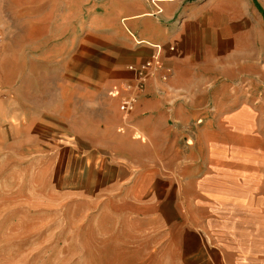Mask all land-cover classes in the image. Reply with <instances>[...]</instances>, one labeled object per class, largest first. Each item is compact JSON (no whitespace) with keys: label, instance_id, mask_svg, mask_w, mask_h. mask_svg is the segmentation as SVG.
I'll use <instances>...</instances> for the list:
<instances>
[{"label":"crops","instance_id":"obj_1","mask_svg":"<svg viewBox=\"0 0 264 264\" xmlns=\"http://www.w3.org/2000/svg\"><path fill=\"white\" fill-rule=\"evenodd\" d=\"M50 1L38 9L71 13L79 5ZM262 5L104 0L87 4L85 21L71 14L62 23L65 105L54 121L63 138L86 147L82 156L104 190L132 207L131 220L162 240L176 235L167 249L180 254L178 264L189 259L190 242L199 264H212L213 252L224 264L227 252L233 264H264V156L228 137L262 139ZM34 9L28 2L29 16ZM145 62L153 66L138 85L133 69ZM124 100L130 112L120 111Z\"/></svg>","mask_w":264,"mask_h":264},{"label":"rangeland","instance_id":"obj_2","mask_svg":"<svg viewBox=\"0 0 264 264\" xmlns=\"http://www.w3.org/2000/svg\"><path fill=\"white\" fill-rule=\"evenodd\" d=\"M38 1L0 0V264H178L180 254L167 249L176 235L162 240L131 220L132 207L120 192L104 190L98 169L82 156L86 147L63 138L54 121L65 105L62 23L71 14L85 21L87 4L104 0H79L71 13L59 5L49 15ZM262 131V139L232 132L229 142L264 156ZM190 244L185 264H199ZM231 257L227 252L226 264Z\"/></svg>","mask_w":264,"mask_h":264},{"label":"built area","instance_id":"obj_3","mask_svg":"<svg viewBox=\"0 0 264 264\" xmlns=\"http://www.w3.org/2000/svg\"><path fill=\"white\" fill-rule=\"evenodd\" d=\"M3 37L1 36L0 33V50L2 48V43ZM157 50L160 51V47H156ZM170 50H173V48H170ZM152 62H145L141 65H139L136 69H133V72L135 73V79L137 80L138 85H141L144 80L148 77L149 75V70L152 68ZM132 70V69H131ZM133 109V104L131 101L124 100L121 102L120 106V111L124 112H130Z\"/></svg>","mask_w":264,"mask_h":264}]
</instances>
